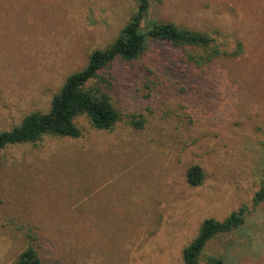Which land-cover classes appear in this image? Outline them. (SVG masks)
<instances>
[{
	"label": "rangeland",
	"instance_id": "rangeland-1",
	"mask_svg": "<svg viewBox=\"0 0 264 264\" xmlns=\"http://www.w3.org/2000/svg\"><path fill=\"white\" fill-rule=\"evenodd\" d=\"M136 5L0 0V131L47 111ZM150 5V19L208 31L228 51L240 42L242 52L197 67L187 48L153 45L154 75L137 63L113 67L122 119L112 130L81 116L77 138L0 149V264L30 242L42 264H182L203 220L241 206L242 225L210 239L200 263L264 264V201L253 202L264 179V0ZM142 118V128L130 123ZM192 165L205 173L197 186L186 179Z\"/></svg>",
	"mask_w": 264,
	"mask_h": 264
},
{
	"label": "trees",
	"instance_id": "trees-1",
	"mask_svg": "<svg viewBox=\"0 0 264 264\" xmlns=\"http://www.w3.org/2000/svg\"><path fill=\"white\" fill-rule=\"evenodd\" d=\"M136 3L135 10L112 42L103 48L93 49L86 65L65 78L59 91L52 96L47 111L30 112L18 124L0 131V149L20 144H36L44 136L77 138L81 135V130L76 119L81 116L87 118L96 129L112 130L122 119V112L114 105L111 96L113 78L116 79L113 67L117 64L128 66L137 63L143 66L149 76L154 75L155 71L148 66L156 63L152 60L153 45L166 44L190 49L186 50L187 57L197 67L206 66L217 58L236 57L242 52L240 42H237L235 50L228 51L208 31L179 26L170 20L150 19V0H136ZM156 53L160 54L158 50ZM157 64L160 62L157 61ZM130 123L135 128H142L144 119L132 120ZM204 178L201 166L192 165L187 169L186 179L190 186L201 184ZM262 201L264 179L253 196L254 204ZM246 214L247 208L241 206L221 220H203L198 235L183 248L182 264H201L200 257L206 243L217 234L240 227ZM12 264H42L38 245L28 243ZM204 264H223V259L212 255Z\"/></svg>",
	"mask_w": 264,
	"mask_h": 264
}]
</instances>
